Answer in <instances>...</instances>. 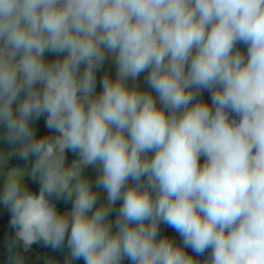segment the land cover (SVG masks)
Returning <instances> with one entry per match:
<instances>
[{"label": "clouds", "instance_id": "1", "mask_svg": "<svg viewBox=\"0 0 264 264\" xmlns=\"http://www.w3.org/2000/svg\"><path fill=\"white\" fill-rule=\"evenodd\" d=\"M0 128V173L32 159L2 173L12 264L41 241L65 264H264V0H0Z\"/></svg>", "mask_w": 264, "mask_h": 264}, {"label": "water", "instance_id": "2", "mask_svg": "<svg viewBox=\"0 0 264 264\" xmlns=\"http://www.w3.org/2000/svg\"><path fill=\"white\" fill-rule=\"evenodd\" d=\"M240 48L243 52L246 53V47L243 44H239L237 46ZM46 59L47 60H55L57 57L55 54L46 53ZM83 70V66H81V71ZM116 65L114 63V59L112 56H108L105 60L103 67L99 69L97 72V88L96 91L99 93L102 89L99 84V79L104 75L105 72L110 74L113 78L116 76ZM147 76V72L140 74V76L135 80L132 81L129 79L127 81L129 87L133 86V84L137 85L142 90L151 91L147 83L145 82V78ZM152 94L155 96L156 94L152 92ZM202 98L210 103V93L208 91L202 92ZM44 117H41L40 121L37 122V127L39 129L40 134H49V135H55L56 133H50L44 126ZM4 129L0 128V152L2 153H9L13 150L15 146L10 145L7 143V141L3 138L4 137ZM151 155V154H150ZM66 158L68 163H71L73 159L78 158L76 153L68 152L66 154ZM201 163H203V157L201 158ZM32 159H29L28 161H24L20 159L17 155L11 156L7 164L4 166L2 173H6L10 168L13 167H19L21 169H29L31 168ZM0 173V190H2L3 187V174ZM82 175L86 178H88L92 184L94 190H96L99 193V203H103L106 201V193L102 189H95V180L98 176V166L96 167H87L83 169ZM25 184L29 187V189L38 194L39 193V182L33 181L30 177L25 176L24 178ZM52 202H54L57 205L58 210L61 212L63 211H70L72 207L71 201H65L63 199L57 200L55 197L50 198ZM121 201H117V204L115 205V208L118 209L121 205ZM116 213L115 211L111 214L109 219L112 221L115 220ZM11 213L9 212L8 208H6L2 203H0V264H12V261L9 259L10 252H9V245L11 241L14 239V230L10 228L9 221H10ZM160 233L161 235H167L169 237H172L175 239L177 243H182L181 238L178 233H176L172 228L161 224L160 226ZM189 252H191V249H188ZM14 253H18L24 261V264H49V261L52 262V264H65V259L69 255V249L67 248V241H65V245L60 248L53 250L51 247L45 246V244L41 241L39 243H35L31 246V248L25 252L22 247V242H18L13 249ZM207 255H209L208 252L204 254V256L199 257L198 259L203 260ZM71 264H85L83 259L72 261ZM124 264H131L130 261H124Z\"/></svg>", "mask_w": 264, "mask_h": 264}]
</instances>
